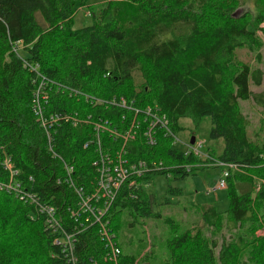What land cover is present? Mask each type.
<instances>
[{"label":"trees","instance_id":"1","mask_svg":"<svg viewBox=\"0 0 264 264\" xmlns=\"http://www.w3.org/2000/svg\"><path fill=\"white\" fill-rule=\"evenodd\" d=\"M87 2L0 0V184L19 185L63 218L66 206L75 202L61 181L63 165L73 167L77 186L91 190L97 158L92 124L105 120L122 131L131 113L85 102L76 93L109 103L123 98L139 110L157 108L174 133L181 119L197 125L209 118L210 139H221L224 145L218 160L238 171L226 179V214L204 207L201 220L208 230L227 233L228 239H208L198 227L177 235V226L166 219L176 235L167 242L165 264H264V147L249 139L250 122L241 111L242 103L251 102L264 119V89L251 90L262 87L264 71L236 59L240 49L264 48L257 35L264 34V0H106L91 13L90 25L75 30L73 18ZM245 7H251L252 15L237 18ZM14 46L21 52L15 53ZM42 80L48 96L45 116L68 114L78 121L52 128L58 157L48 152L35 115L34 95ZM101 139L105 151L118 147L107 134ZM174 146L161 136L156 147L146 146L140 134L127 145L130 163L161 161L164 169L136 179L138 187H121L109 211L116 236L123 213L160 218L152 211L153 196L144 189L153 176H166L168 169L170 177L180 180L206 168L193 167L197 159ZM186 165L191 167L188 173L182 170ZM238 183L250 189L239 193ZM168 192L180 194L171 187ZM33 217V207L0 191V264L61 263L54 236L40 217ZM63 222L72 225L65 218ZM76 254L78 264H92L90 258L101 264L103 246L95 229L79 236ZM122 255L120 264H137L135 257ZM141 264H150L147 256Z\"/></svg>","mask_w":264,"mask_h":264},{"label":"built area","instance_id":"2","mask_svg":"<svg viewBox=\"0 0 264 264\" xmlns=\"http://www.w3.org/2000/svg\"><path fill=\"white\" fill-rule=\"evenodd\" d=\"M15 53L20 52V47L14 46ZM46 83V82H45ZM45 83L39 85L35 93V115L38 119L40 127L45 132L47 139L48 152L53 157H58L53 149L52 128L58 123L72 122L76 124L78 121L72 115H50L45 116L43 105L48 100L47 94L44 92ZM76 96L83 97L85 102H90L98 105L116 106L131 113L125 129L120 131L112 126L108 121H97L92 124L95 138L93 143L96 145L97 158L92 163L95 169L96 176L92 182L90 191L83 186H77L74 182V169L67 164L63 165L64 177L61 180L70 190H72L75 202L69 204L65 208L67 221L72 222L71 226L65 227L63 215L58 210L46 203L40 202L39 198L32 193L24 192L20 186L15 183H1L0 191L13 193L24 204H28L34 209V217H40L45 225V230L49 231L53 236V245L57 248L58 253L55 255L60 261V264H78L77 246L79 244V236L91 228L95 229L96 236L103 246V260L101 264H120L122 259V251L117 240L115 232L112 230L109 219V211L115 201L117 194L123 185H128L130 188L138 187L136 179L143 175L152 172H158L164 169L161 161H152L150 166L145 161L137 160L130 163L127 160V145L136 139L140 134L146 146L156 147L158 138L171 139L173 145L182 144L185 147L184 152L192 154L197 162L193 167H219L222 170V175L218 184V189L226 188V179L233 171H238V167L233 164H228L219 161L206 154L203 151L204 142L201 140L194 141L193 145L189 142L183 143L174 133L169 125V120L164 114H161L157 108L145 107L139 110L132 103L128 104L123 98L119 101L112 100L111 103L102 100L91 98L89 95L76 93ZM126 116L122 117V122L126 121ZM109 135L113 137L118 144V147L113 151H105L102 144L101 136ZM121 141V142H120ZM85 145L84 148L88 146ZM201 160V162H200ZM205 161V162H204ZM204 162V163H203ZM10 170L9 164L6 165ZM190 166H182L184 172H189ZM11 176L15 173L10 170ZM166 176L171 173L166 169ZM60 183V182H59ZM33 217V218H34ZM32 219V218H31ZM33 220V219H32ZM68 224V223H67ZM92 264H100L97 260L90 258Z\"/></svg>","mask_w":264,"mask_h":264},{"label":"rangeland","instance_id":"3","mask_svg":"<svg viewBox=\"0 0 264 264\" xmlns=\"http://www.w3.org/2000/svg\"><path fill=\"white\" fill-rule=\"evenodd\" d=\"M106 0H88L87 6L78 11L73 18V29H82L91 23L90 15L98 12ZM251 7L238 11L237 18L241 16H251ZM37 21L43 25L39 14ZM264 28V24L261 25ZM259 39L264 43V34L257 32ZM21 52V51H20ZM259 56V59L258 57ZM236 59L246 63L253 69L264 71V48L260 51H249L240 49L236 52ZM264 89V81L261 88L251 86V90L260 91ZM241 111L248 118L250 126L248 137L253 142L264 147V119L263 111L254 106L251 102L241 104ZM211 123L209 118H204L197 125L188 118L179 120L177 137L183 142H189L191 137L204 142L203 151L218 159L223 150V141L210 139ZM175 149L185 151L182 144H176ZM222 175L219 167H206L195 171L184 179L174 180L172 177L155 175L145 186V191L153 196L152 211L160 215V218L135 217L131 218L128 213H123L120 218V228L117 231V240L122 253L135 257L137 264L147 256L150 264H165L168 259L167 242L176 234L164 221L170 219L177 226V235L183 231L198 227L203 235L208 238L216 237L219 242L224 238L228 239L227 233L222 236L216 234L202 224L201 211L204 207H214L221 215H225L229 201L227 190L218 189V184ZM169 187L180 190V194L174 195L168 192ZM236 188L239 193L248 191L250 185L238 183ZM263 230L257 232L260 236Z\"/></svg>","mask_w":264,"mask_h":264},{"label":"water","instance_id":"4","mask_svg":"<svg viewBox=\"0 0 264 264\" xmlns=\"http://www.w3.org/2000/svg\"><path fill=\"white\" fill-rule=\"evenodd\" d=\"M194 141H195V137H191V139L189 141L190 145H193L194 144Z\"/></svg>","mask_w":264,"mask_h":264}]
</instances>
